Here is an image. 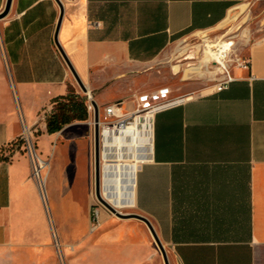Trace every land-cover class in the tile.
<instances>
[{
    "label": "crops",
    "instance_id": "0c3cea01",
    "mask_svg": "<svg viewBox=\"0 0 264 264\" xmlns=\"http://www.w3.org/2000/svg\"><path fill=\"white\" fill-rule=\"evenodd\" d=\"M59 1L57 39L81 81L97 105L120 102L128 112L172 42L222 27L251 0ZM60 15L57 0L11 1L0 34V90L8 89L7 70L19 111L0 114V150L23 129L31 135L51 208L67 220L66 240L86 243L83 264H164L149 228L135 218L110 219L102 211V231L86 241L88 213L75 194L93 182V133L75 131L58 143L67 128H90L93 114L87 110L86 119L55 133L46 127L57 99L70 90L86 99L54 40ZM237 52L250 66L235 68L227 89L169 94L177 103L154 116L151 146L134 173L132 213L149 219L170 264H264V34ZM34 160L20 147L0 161V264H9L2 251L32 246L26 240L40 232Z\"/></svg>",
    "mask_w": 264,
    "mask_h": 264
},
{
    "label": "rangeland",
    "instance_id": "374dc122",
    "mask_svg": "<svg viewBox=\"0 0 264 264\" xmlns=\"http://www.w3.org/2000/svg\"><path fill=\"white\" fill-rule=\"evenodd\" d=\"M247 5L248 9L244 13L241 14L239 11V13L233 18L230 17V19L222 25L223 27L220 30L211 35L212 38L214 36L220 37L222 34L230 33L237 36L235 38L237 46L245 47L264 34V0H251ZM5 17L0 18V34L2 22ZM201 36V34H193L177 39L171 43L164 55L150 66L149 75L146 77V81L149 82L148 87L136 92L137 95L132 98V105L128 111H131L138 106V96L148 99L151 94L158 91H167L169 94L193 95H201L210 91L211 83L207 79L209 77L208 74L204 75L205 77H199L195 74L191 78H187L185 74L186 68L194 67V65L198 66L202 62V53H198L197 58L191 57L192 55L197 54L192 52H194L197 45L201 44L203 39H205ZM3 53L4 51L0 37V57L2 64L4 63ZM173 64L181 65L180 71L177 74L174 73ZM4 74L8 82V89L5 94L1 93L3 91L0 90V100H7L8 104L4 105L0 103V114L5 113L4 110L8 112L7 114H17L19 111V104L10 82V75L7 70H5ZM77 87L80 93L83 94L78 85ZM106 105L103 106L105 107ZM103 106L98 105L99 112H102ZM91 120L92 117H90V119L88 118V122H91ZM75 131L93 133V128L91 125L90 128H87L86 126L67 128L62 136H60L59 142L61 143H58V145L63 144L66 136L74 135ZM23 133L24 135L19 137L9 147L0 150V161L9 158L17 148L24 147L29 151L30 148L34 146L33 139L28 131L23 129ZM43 141L44 140L40 139L35 143L36 150L41 148ZM46 144L47 146H50V148L56 145V143L49 142ZM91 146L93 147L92 143ZM42 182H44L42 194L40 192L39 196L41 209L43 211V217L39 219L38 224L40 232L26 240L34 244L32 246L25 244L27 248L22 250H4L1 255L7 257L9 264H83V262L80 261L79 250L81 247H84L86 243L82 246L79 245V236L77 239L71 241L66 240L67 237H65L64 234V224L67 223V220L66 218H60L55 215V211L51 208L48 186L45 184L44 180ZM44 184L46 193H44ZM77 187L78 189L75 196L81 201L82 206L86 208L88 213V238L86 241L90 243L103 229L99 226L100 212H105L110 219L119 217L111 213L97 200L94 192V178L90 187L87 188L84 185ZM90 209L92 218L89 217ZM132 212H136V210H133V208L126 209L122 213ZM79 227L80 225H78V228ZM167 255L169 260L172 261L168 250Z\"/></svg>",
    "mask_w": 264,
    "mask_h": 264
},
{
    "label": "built area",
    "instance_id": "2783aa9c",
    "mask_svg": "<svg viewBox=\"0 0 264 264\" xmlns=\"http://www.w3.org/2000/svg\"><path fill=\"white\" fill-rule=\"evenodd\" d=\"M223 27V26H222ZM222 27L217 28L213 31L208 32H199L195 34H201L203 42L198 44L196 50L192 53H197L191 57L197 58L198 53H202V61L205 57L206 50H210L211 56L206 65L201 62V69L207 70L208 80L211 83L210 90L214 92H220L224 89H227L229 84L235 79L233 75V70L235 68H240L247 70L250 66V59L241 55L237 52V44L235 38L237 36L225 33L220 37L211 35L215 34ZM199 66V65H198ZM194 67H197L194 65ZM86 95V107L87 110L93 114L94 107L92 101H94L91 93ZM138 106L128 112H124L120 106V102H114L106 105L102 112H99V128L100 134L103 126L106 125L108 128L115 127L119 123L129 124L135 120V117H139V120L148 119L152 121L154 116L169 107L176 105L177 101L170 98L169 92L167 91H158L149 96L148 99H144L142 96H138ZM93 116V115H92ZM89 124L94 126L93 117ZM103 125V126H102ZM101 140V135H100ZM102 148V145H101ZM29 153L31 158L34 160L32 164V177L38 182L40 192L42 194V177L41 169L44 165L43 162L39 161L36 157L34 146L30 148Z\"/></svg>",
    "mask_w": 264,
    "mask_h": 264
},
{
    "label": "bare ground",
    "instance_id": "6f19581e",
    "mask_svg": "<svg viewBox=\"0 0 264 264\" xmlns=\"http://www.w3.org/2000/svg\"><path fill=\"white\" fill-rule=\"evenodd\" d=\"M239 9L242 14L248 9V5L243 4ZM210 56V50H206L202 61L204 65L207 64ZM201 68V65L186 68L187 78L195 74L199 77L206 75L207 70ZM178 70L179 67L175 66L174 72ZM151 131V121L139 120V117H135V120L129 124L119 123L113 128L104 125L101 130L102 158L105 161L102 164L101 194L118 212L134 206V173L138 163L142 162V153L147 152L151 146Z\"/></svg>",
    "mask_w": 264,
    "mask_h": 264
},
{
    "label": "water",
    "instance_id": "95a60500",
    "mask_svg": "<svg viewBox=\"0 0 264 264\" xmlns=\"http://www.w3.org/2000/svg\"><path fill=\"white\" fill-rule=\"evenodd\" d=\"M11 1L12 0H7L4 9L0 12V18L5 17L10 10V6H11ZM60 8H61V15H60V19L58 21L57 27H56V31H55V36H54V40L55 43L57 45V48L59 49L60 54L62 55L65 63L67 64L69 70L71 71L77 85L79 86V88L81 89V91L84 94H88L90 93L89 90L87 89V87L83 84V82L81 81L80 77L78 76L77 72L75 71L73 65L71 64L70 60L68 59L67 55L64 53L63 49L61 48L58 39H57V32L59 29V24L61 21V16L63 15V8H62V4L60 3L59 0H57ZM239 9H236L235 11L232 12L231 14V18H233L237 13H239ZM93 107H94V111H93V121H94V126H93V139H94V151H93V155H94V192H95V196L97 198V200L104 206L106 207L111 213H113L115 216L119 217V218H135L138 219L142 222H144L147 227L149 228L152 237L155 241V243L157 244L162 257H163V261L164 264H170L169 263V259L167 256V252L163 246V244L161 243L157 233L155 232L151 222L149 221V219H147L146 217H144L143 215L137 214V213H122V212H118L111 204H109L102 196L101 194V189H102V152H101V140H100V128H99V107L96 104L95 101L91 102Z\"/></svg>",
    "mask_w": 264,
    "mask_h": 264
},
{
    "label": "trees",
    "instance_id": "16d2710c",
    "mask_svg": "<svg viewBox=\"0 0 264 264\" xmlns=\"http://www.w3.org/2000/svg\"><path fill=\"white\" fill-rule=\"evenodd\" d=\"M85 97L70 90L65 97L56 100V105L46 119L48 133H55L75 120L87 118Z\"/></svg>",
    "mask_w": 264,
    "mask_h": 264
}]
</instances>
